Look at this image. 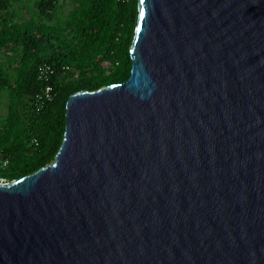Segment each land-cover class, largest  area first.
<instances>
[{
	"label": "water",
	"instance_id": "water-1",
	"mask_svg": "<svg viewBox=\"0 0 264 264\" xmlns=\"http://www.w3.org/2000/svg\"><path fill=\"white\" fill-rule=\"evenodd\" d=\"M137 1L129 76L0 181V264H264V0Z\"/></svg>",
	"mask_w": 264,
	"mask_h": 264
},
{
	"label": "trees",
	"instance_id": "trees-1",
	"mask_svg": "<svg viewBox=\"0 0 264 264\" xmlns=\"http://www.w3.org/2000/svg\"><path fill=\"white\" fill-rule=\"evenodd\" d=\"M137 19V0H0L2 181L54 159L71 93L129 76Z\"/></svg>",
	"mask_w": 264,
	"mask_h": 264
},
{
	"label": "built area",
	"instance_id": "built-area-1",
	"mask_svg": "<svg viewBox=\"0 0 264 264\" xmlns=\"http://www.w3.org/2000/svg\"><path fill=\"white\" fill-rule=\"evenodd\" d=\"M48 72H51L50 66L48 64L43 63L38 67V76L39 77L47 75ZM50 91H51V88L46 86L45 91H44V96L48 99L51 98L50 97L51 96Z\"/></svg>",
	"mask_w": 264,
	"mask_h": 264
},
{
	"label": "rangeland",
	"instance_id": "rangeland-1",
	"mask_svg": "<svg viewBox=\"0 0 264 264\" xmlns=\"http://www.w3.org/2000/svg\"><path fill=\"white\" fill-rule=\"evenodd\" d=\"M0 181H2V180L0 179Z\"/></svg>",
	"mask_w": 264,
	"mask_h": 264
}]
</instances>
